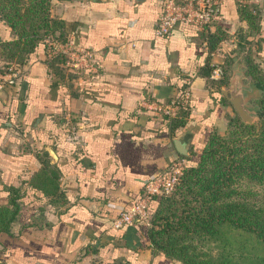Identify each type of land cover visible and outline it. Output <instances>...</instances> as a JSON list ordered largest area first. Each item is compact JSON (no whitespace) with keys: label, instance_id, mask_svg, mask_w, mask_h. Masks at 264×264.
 Wrapping results in <instances>:
<instances>
[{"label":"crops","instance_id":"obj_1","mask_svg":"<svg viewBox=\"0 0 264 264\" xmlns=\"http://www.w3.org/2000/svg\"><path fill=\"white\" fill-rule=\"evenodd\" d=\"M49 1L65 39L90 50L97 71L55 76L42 43L22 64L9 63L16 78L0 89V204L9 187L20 197L10 232L0 235V264H180L150 252L147 224L115 230L110 223L148 178L176 159L194 163L209 132L225 127L234 110L221 89L233 53L246 70L248 56L264 71V0L241 1L256 6L257 32L239 17V2L222 0L209 26L177 22L166 36L154 34L160 0ZM216 28L226 38L209 51ZM11 38L0 21V41ZM215 64L225 84L210 77ZM183 90L185 122L171 130L151 104ZM44 152L62 194L54 205L27 184Z\"/></svg>","mask_w":264,"mask_h":264},{"label":"trees","instance_id":"obj_2","mask_svg":"<svg viewBox=\"0 0 264 264\" xmlns=\"http://www.w3.org/2000/svg\"><path fill=\"white\" fill-rule=\"evenodd\" d=\"M238 7L248 31L257 32L256 6L239 2ZM49 9V0H0V21L12 34L0 41L3 69L22 64L39 43L47 52L50 40L68 42L62 21L51 17ZM225 36L218 28L208 34V50L214 51ZM64 60L56 54L46 57V64L59 77L66 70ZM246 63L247 76L261 90L255 101L258 122L243 123L232 112L222 130L209 132L197 160L185 165L173 190L150 203L146 236L152 254L180 264H264V71L248 56ZM216 83H226L223 70ZM185 117L180 109L170 120L171 130L182 126ZM39 162L27 184L54 205L62 198L58 173L46 152ZM19 197L18 188H8L7 202L0 204V235L10 232Z\"/></svg>","mask_w":264,"mask_h":264},{"label":"built area","instance_id":"obj_3","mask_svg":"<svg viewBox=\"0 0 264 264\" xmlns=\"http://www.w3.org/2000/svg\"><path fill=\"white\" fill-rule=\"evenodd\" d=\"M241 2L242 0H238ZM257 3L258 0H250ZM222 0H160V14L156 20L154 34L166 36L177 22L188 23L196 28L202 29L212 24L220 16ZM50 48L46 52L47 57L61 54L65 57L63 66L67 71L77 74H94L97 67L92 59L90 50L81 47H72L68 42L61 44L50 40ZM222 69L219 64L213 65L210 77L219 79ZM16 78L14 66L10 65L0 72V89L6 85H12ZM189 92L183 90L181 97L171 98L167 101L152 103L154 114L163 119L170 120L177 112L187 104ZM149 105V104H148ZM185 167V162L180 159L171 161L165 168L148 178L140 195L132 205L119 211L112 218L110 227L118 230L126 225L134 223H149V206L156 198L168 194L178 183Z\"/></svg>","mask_w":264,"mask_h":264},{"label":"water","instance_id":"obj_4","mask_svg":"<svg viewBox=\"0 0 264 264\" xmlns=\"http://www.w3.org/2000/svg\"><path fill=\"white\" fill-rule=\"evenodd\" d=\"M235 54L233 53V55ZM233 55L231 56L229 85L222 87L221 92L231 104L240 121L252 124L258 120V106L251 101H256L259 98L261 90L252 81H245L246 65ZM180 152L183 153L182 150ZM49 153L53 156L50 150Z\"/></svg>","mask_w":264,"mask_h":264},{"label":"rangeland","instance_id":"obj_5","mask_svg":"<svg viewBox=\"0 0 264 264\" xmlns=\"http://www.w3.org/2000/svg\"><path fill=\"white\" fill-rule=\"evenodd\" d=\"M244 58V57H243ZM251 102H254L255 103V101H251ZM235 113V112H234ZM258 122V120H255V122L254 123H257ZM253 124V123H252Z\"/></svg>","mask_w":264,"mask_h":264}]
</instances>
